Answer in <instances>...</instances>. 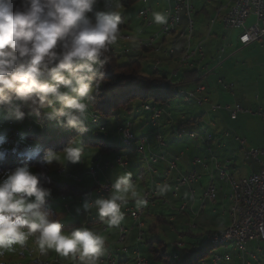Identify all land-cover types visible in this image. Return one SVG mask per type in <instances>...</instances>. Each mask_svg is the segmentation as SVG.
I'll return each instance as SVG.
<instances>
[{"label": "rangeland", "instance_id": "obj_1", "mask_svg": "<svg viewBox=\"0 0 264 264\" xmlns=\"http://www.w3.org/2000/svg\"><path fill=\"white\" fill-rule=\"evenodd\" d=\"M102 1L87 0L88 8L111 16H121L124 18L125 25L127 26L122 34L130 31L133 33L131 28L138 26L140 23V20L137 18V9L140 6V1L138 0L126 8L122 6L120 0H116L114 8L108 12H105L102 6L97 4ZM107 1L114 2L115 0ZM69 2L68 14L70 20L73 23L85 20L87 17L83 15L82 11L83 0H69ZM181 16H183V12ZM192 17L191 15V20L194 22L195 27H193L195 30L193 35L198 34L197 29L199 28L203 36L201 39L203 42L211 41L213 43L215 41L214 35L220 36L226 34L224 28L215 27L214 23L209 21L203 24L202 19H198L197 21L195 17ZM131 19L133 20V25H129L128 23ZM198 25L200 27H197ZM170 36L172 35L167 36L166 39ZM117 37L119 39L120 35ZM109 38H112L111 44H113L112 47L118 54V62L122 63L126 62L129 58H134L130 54L121 55L124 46L129 48L128 42L132 40H115L117 38L113 36ZM183 42L185 43L184 39ZM191 42L193 43V41ZM3 43V40H1L0 44ZM201 44L203 43L201 42ZM145 56L147 58L142 61V73L148 75L151 72L149 69L153 67L158 57L152 53H147ZM158 60L161 62V65L157 62V66L160 68L159 72L161 74L162 72H166V75L169 77H167L168 80H171L174 76L175 81L171 84L170 91L178 94L165 107L150 104L151 107H155L162 112L161 117H152V111H144L139 106V103L135 101L127 105L128 108L132 109L130 112L119 107L115 109L113 115L109 118H101L94 115L88 107V100L93 94L95 87L93 75L98 74L100 71L96 56L82 57L66 70H55L49 78H44L41 73L32 70L22 71L18 75L19 81L23 80L37 87L39 93L23 102L9 97L2 103L0 102V157H3L6 152H27L26 156L33 158L35 157V152L47 140L66 136L78 129H80L79 131H83L82 133H94L97 131L98 135L100 134L105 142L111 145L116 144L120 149L108 153H98L90 147V150L85 148L81 143L83 139L79 138L77 146L58 154L49 155L43 160L45 165L48 164V175L54 182V186L50 188L36 189L35 177L37 175L33 167L24 166L15 171L0 174V264H58L53 262L55 260V248L65 244L75 246L77 234L83 233L84 224L87 222L86 215L90 213L92 217L96 216V211L89 207V203L97 206V210L104 209L106 211L102 217L104 220H109V216L114 215L115 212L120 217L123 216L124 221L127 222L125 226L132 228L135 234H140L137 228L139 223L143 222L144 228H141L142 234L139 236L142 238V243L151 239L162 241V249H160V245L157 242H154V248L158 251L164 250L169 255L170 261L175 263L178 262L180 256L181 258H185V255L188 253H194L195 257H199L204 251L205 264H212L213 257H218L222 260L229 257L228 261H223L219 264H264V242H250L245 246L244 252L234 243L212 247L205 252L209 247L207 235L214 231L220 232L224 230V227H228L229 225L228 211L230 205L224 200V192H229V189H224L223 192L218 191L216 202L214 203L209 202L205 197L204 200L197 201V209H200L202 203L204 204L203 210L199 212L200 215L191 216L187 211L185 213H178L182 202L180 201V197L185 191L189 196L188 186H183L180 188V191H177L178 198L171 197L173 202L167 203V208L160 207L155 210L151 205L146 206V203H144L142 199L144 196L143 191L145 188H149L151 183L147 169L152 166L154 159L161 161L160 152L166 153V148L159 149L156 139L160 125L163 128L169 124L172 129H176L181 121L184 122L185 119L188 121L191 118L195 119L201 116L197 122H190L181 126L185 134L187 133V136L183 137V134H181V137L177 135V139H171L168 135L164 134L162 137L166 144L170 140L175 142L177 154L180 153V149L184 152V157H177L180 159L179 164L185 166H188L195 158L203 161V157L205 156H213L219 162H222V157L217 146L218 140L226 134L231 135L229 137L232 139L230 140L232 141L231 147L234 150L227 153L233 156L236 154L242 163L244 150L238 143L233 142V136L236 135L235 132H238L239 127L242 129L245 125L250 126V115L240 114L241 117L235 122L230 121L231 117L229 119L228 116H225V120L220 121L217 114L221 112L213 114L212 111L206 112L202 107L194 103V105L191 104L194 101L186 102L181 94L185 90V86L179 84L182 78V71L186 70L185 67L181 68L179 76L176 77V75H172V68H168V64L163 63L165 62L164 57H159ZM180 65L182 66V64ZM178 69L180 70V68ZM3 92L4 88L0 87V93ZM77 106L80 107L79 112L76 110ZM177 111L179 117L183 116L185 119H176L177 122H173V124L171 123L172 118L168 122L163 121L167 113L174 114ZM94 118L97 120L96 124L93 122ZM128 124L131 125L129 130L135 139H145L146 144L144 145L143 154L137 151L140 150L137 147L136 151L127 154L128 156H123L129 151L123 148L129 147L125 146L123 135L120 134L119 128H125ZM190 134L194 137H191ZM78 136H75V138ZM37 137H44V141H41ZM182 137L183 139H180ZM94 139L95 137L92 135V140ZM163 140L161 141L163 142ZM185 143L188 145L186 151L184 150L185 148H181ZM17 146H22L21 151H18ZM163 155L165 156V154ZM94 156H97V158H94ZM118 156H123L120 158L121 160H126L127 164L129 162L128 169L131 171H122L126 170V168H120L115 165V160ZM140 158H142V162H140ZM95 159L98 160V164L95 163ZM171 162L176 161L172 160ZM105 163L114 165V168H105ZM247 164L246 168L241 172L244 176L250 173V167L255 166L254 164L250 165V162H247ZM91 166L95 169L96 174L94 177L88 172ZM209 166L207 170L210 168L214 169L215 161L212 163V167ZM63 169L65 174H59V171L62 173ZM141 169L144 171L143 185L138 177V172ZM64 175H69L70 177ZM132 175L137 182H132L130 179ZM118 178L125 183L131 184V186L106 195V201L95 195L94 187L97 180L113 185ZM79 180L82 182L77 183ZM205 181L206 178H203L201 183L205 184ZM59 185H67V187L58 188L57 186ZM174 185L177 184L175 183ZM69 186H74L81 191V194L69 191ZM169 186L172 188L171 183H169ZM153 202L157 203L156 198ZM114 204H116V211L112 206ZM173 208L177 213L175 215V223L169 222L171 209ZM127 210H137V212L143 210L142 214H140L141 218L139 222H133ZM214 211H217L216 216L212 213ZM118 214L115 216V219L119 217ZM157 215L165 216L167 223L160 224L155 230L152 229L154 231L148 232L147 228L155 222L156 217H158ZM187 215L189 219H187ZM216 218L218 222H223L222 226H219V223L215 222ZM109 224L110 221L105 223L106 226H109ZM55 226L62 228L69 226V228L59 229L58 232L52 234L40 233L44 232L43 229ZM126 230L128 231V229ZM127 241L128 239L122 245L127 247L129 244ZM142 243L139 244L140 252L147 258L144 257L148 261L147 264H160L152 262V256L147 253ZM178 243L184 248H177ZM119 246L118 249L121 251L122 246ZM40 250L46 253V260H40L43 256V254H40L42 252H39ZM107 253L109 252H105V254ZM110 253L116 259L115 254L113 252ZM174 255L177 258L175 256L174 259ZM102 256L104 258V253ZM56 258L58 259V257Z\"/></svg>", "mask_w": 264, "mask_h": 264}, {"label": "trees", "instance_id": "obj_2", "mask_svg": "<svg viewBox=\"0 0 264 264\" xmlns=\"http://www.w3.org/2000/svg\"><path fill=\"white\" fill-rule=\"evenodd\" d=\"M137 1L120 0L122 6L126 8ZM69 6V0H0V41L3 40L4 42L0 44V87L4 88V92L0 93L1 103L8 97L23 102L38 95L39 91L37 87L30 85L26 81H19L18 75L22 71H36L41 73L44 78H49L55 70H66L74 62L78 61V59L85 56H96L100 68L99 73L93 75L95 87L93 94L88 100V107L94 115L101 118H109L113 115L115 109L119 107L130 112L132 109L128 108L127 105L134 101L139 103V106L152 104L158 107H165L171 100L175 99L178 94L172 93L170 87L167 90L164 89L163 82L171 86V83L168 82L166 72H162L161 74L157 69L155 71L150 69L151 72L148 75L142 73L143 54L150 53V49L158 38H150L147 46L141 48L139 55L120 63L118 62V54L114 52L112 45H110L112 38L109 37H116L123 33L126 28L125 20L121 16H111L90 10L85 20L79 23H73L68 14ZM160 30L156 34H161ZM192 33L193 29L191 34L188 35V39H190ZM128 37L129 39L124 41L132 40L130 36ZM164 39L166 37L161 34V40ZM135 41L137 42V46H139L140 39H136ZM184 52H187V50L185 49ZM187 63L188 61L180 60V64L182 65H187ZM200 80L197 70H193L183 72L180 82L182 84L184 81H191L194 84H199ZM182 95L184 97L185 94L182 93ZM153 116L154 113L152 114ZM169 116L170 114L167 113L164 118L162 117L164 119L163 121L167 122ZM199 118L196 117L188 121H181L175 131V139L178 138L177 133H182L183 137L187 136V133L185 134L181 126L190 122H197ZM79 130L63 137L47 140L35 152V157L33 158L26 156L27 152H6L3 157H0V174L15 171L24 166L33 167L37 175L35 177L36 189L50 188L54 186V182L48 175V164L45 165L43 160L49 155L58 154L77 146L79 138L83 139L81 143L85 148L90 150V147L98 153H108L120 149L116 144L111 145L105 142L104 138L100 134L98 135L97 131L94 133H82L83 131ZM164 134L165 132L160 125L157 135L163 140L164 138L162 137ZM92 135L95 137L94 140H92ZM75 136L78 137L75 138ZM183 137L180 139H183ZM37 138L44 141V137ZM162 143L163 146L158 144L159 148L166 146L164 140ZM21 148L22 146H17L18 151H21ZM181 148L184 149L185 147L182 146ZM123 149L129 150L128 153L123 155L125 157L128 156L127 154L136 151V146L124 147ZM47 153L48 155L46 156ZM94 158H97V156H94ZM139 160L142 162V158ZM157 162L163 161L159 160ZM128 168L129 165L127 170H129ZM143 173L144 171L142 169L138 172V177L142 185L144 184ZM57 187L64 188L67 185H59ZM69 189V191L75 194H81V191L74 186H69ZM157 216L155 222L147 228L148 232L154 231L160 224L167 223V219L163 215ZM65 228H69V226L63 228L56 226L49 227L43 229L44 232L40 233L52 234L58 232L59 229L62 230ZM154 242H157L160 245V249H162L163 242L157 239L143 242L146 246L147 253L152 256V262L154 263L205 264L204 251L199 257H195L194 253H188L185 255V258H181L180 256L178 262L176 261L177 263H175L170 261L169 255L164 250L158 251L155 249ZM208 243L209 247L205 252L212 247H217L212 245L210 241ZM102 262L104 264L103 256Z\"/></svg>", "mask_w": 264, "mask_h": 264}, {"label": "crops", "instance_id": "obj_3", "mask_svg": "<svg viewBox=\"0 0 264 264\" xmlns=\"http://www.w3.org/2000/svg\"><path fill=\"white\" fill-rule=\"evenodd\" d=\"M139 1H140V6L137 9L138 11L137 18L140 20V23L138 24V26H133L131 28L133 30V33L130 31L126 34H122V35L119 34L120 38L118 39L117 37L118 35H117L116 36L117 39H115V40L124 41V39H122L121 37L130 36L132 38V41L128 42L130 47L128 48L124 46L123 50H125V48L128 49V52L126 54H130L133 57H136L141 52V48L137 47V44H136L137 42L135 40L136 39L147 40L151 38L154 34L158 33V31L160 30L161 22H163V19H164V12L168 8L169 5H172V1L174 0H145L146 3H144L143 0H139ZM115 2L116 0L114 2H108L107 0H103L102 2H99V3L96 2V3L98 5H101L102 9L105 12H108L114 8ZM231 3H232V0H190V4L192 5L194 9L192 16L195 17L197 21L198 19H202L203 24L209 21V22L214 23L215 27L218 26L222 28H223V25L221 24L220 17L221 15L227 12L229 7L231 6ZM109 4H111V6L107 9L106 7ZM88 6L89 5L87 3V0H83L82 11L85 17H87V15L89 14V13L87 14V12H89L90 10H94V9H89ZM145 7L150 10L149 19H147L146 21L139 16L140 12ZM128 23L129 25L130 24L133 25V20L132 19L129 20ZM255 23H256L255 18L253 16H250L244 23V29L255 25ZM187 26H188V19L185 15H183L181 22H180V26L178 27L175 34L164 40H161V39L156 40L154 45L150 49V53H148V54L152 53L154 56L158 57V59L159 57H164L165 62L163 63L168 64L167 65L168 68L170 67L172 68L171 69L172 75L174 72L178 71V73L176 74V77L179 76L182 70L181 68L185 67L186 70H184V72L197 70L198 78L201 79L199 84H194L191 81L190 82L184 81L182 82V84L180 82L179 84L185 86V90L182 93L190 94L189 92L195 91V88L197 85L204 86L205 87L204 95L207 97L208 103L202 106V108L206 112L210 110L211 104H218V105L238 104L245 109H251L253 111H257L258 108H261L262 111L264 112V37L261 39V41L254 42L246 47H243L239 44V41H238V37L241 31L224 29L226 30V34L220 35V36L214 35L213 37L215 38V41L213 43H211V41L203 42L201 40L203 36L199 28L197 29L198 34L197 35L195 34V36L193 35L195 31L194 22H193L194 28H193L192 36L190 37V39H188L187 38L188 37ZM197 27H200V26L198 25ZM183 39L185 40V43L183 42ZM190 41H193V43L191 42L192 43L191 44ZM201 42L203 43L202 47H203V53H204V60L198 64L194 61L195 62L194 67L190 69L188 68L189 60H187L188 61L187 65H182L183 66L182 67L180 65V60H181V56L183 55L185 49L188 52V49L194 48L195 45ZM114 52L116 51L114 50ZM146 54H143L144 59L147 58V56H145ZM121 55H122V52H121ZM158 59L154 62L153 67L150 68L153 71H155L154 67L157 62L159 65H161V62H159ZM177 67L180 68V70ZM159 69L160 68L158 66L157 71H160ZM219 80H222L224 84H232L233 85L232 91L230 92L227 89H225L224 86L220 85L218 83ZM168 81L172 84L175 81L174 76L172 77L171 80L169 79ZM169 87L170 86H168V88ZM185 101L190 102L191 99H189L188 101L187 100ZM193 103L195 104V102H192L191 104ZM216 112H221L217 114V117L220 119V121L225 120V116H228L230 119V116L226 111L218 110V111H214L213 114H216ZM240 117L241 116L238 115L236 120L230 119V121H233V122L238 121ZM171 118H172V121H171L172 124L173 122H177L176 119H179V120L185 119V117L183 116L179 117L178 111L177 113H174V114L170 113L169 119ZM223 125L225 126V124ZM162 129L164 130L166 135H169L171 139L176 138L175 131L177 128L172 129L171 125L167 124ZM237 131L238 132H235L236 135L233 136V142L238 143L239 146H241L240 143L236 141V138L238 137L241 141H243L244 144L242 146L243 147L242 149L244 151L258 150L263 147L264 137H263V132H262V121L258 116L250 115V126L245 125L244 128L242 129L241 127H239V130ZM229 136L231 135L226 134L224 137L218 140L217 149L220 151L222 162H219L213 156H210V157L205 156L203 157L204 168H208L209 165H210L209 167H212V163L214 161L219 163L220 165H224L225 162L228 161L227 166H225V172L228 176L232 177L233 175L234 180L245 178V177L250 176L253 173L259 172V164L254 159L250 158V159H247V161H245L246 159L243 157L244 159L241 163L240 159H238L236 154L233 156L232 154L227 153L230 151H234L231 147L232 141L230 140L232 139ZM171 141L172 140H170L169 143L166 144V146H164V148H166V153L160 152L159 154V155L165 154L164 156L165 161L163 162L156 161L157 163L152 164L154 168L150 166L147 169L148 177L150 178L149 181H151V183H150L149 188H145L143 192L145 193L148 190L153 191L154 193L155 191L157 192V196H156L157 203L153 202V200L155 199L154 198L148 204H146V206L151 205V207L155 210L160 207L167 208V203H170V201L173 202L171 200V197L173 196L172 188H173L175 181L180 176H183L188 171L194 168L192 162L189 163L188 166L179 164L180 159L177 156H179L180 158L184 157V152L180 150V153L177 154V147L175 145V142L173 143ZM132 146L134 147L136 146L137 148L136 144ZM183 146L185 147L184 150L186 151L188 145L185 143L183 144ZM205 159L208 165L205 163ZM172 160L176 161L175 169L170 173L171 175H169V177L167 178L165 174L169 167L168 164ZM247 162H250V165L254 164L255 166L250 167V173L246 174L247 176H244L242 175L241 172L248 165ZM128 165H129V162H128ZM127 167H126V170L124 169V171H127ZM196 169L201 179L199 180L197 184H194V186L188 187L189 196L187 195V192L185 191L183 195L180 197V201H182L181 204H184L186 206L185 212L187 211V213L191 216L196 215V214L200 215L199 212L203 210L204 208L203 203L201 204L200 209H197V201H201L202 199L204 200L203 192L206 186L210 182H212L216 187V195L218 191L223 192L224 189H227V190L229 189V192L227 191V193L226 192L224 193H225V196L229 193L230 195L229 200H231V197L233 194V192H230V186H231L230 183L229 185L225 182L222 183V181L219 178L218 171H216L215 168L214 169L210 168L208 170H202V168L200 169L199 167H196ZM128 171H131V170H128ZM238 172L239 174H237ZM59 174L61 173L59 172ZM65 176L70 177L69 175H65ZM203 178H206L205 184H203V182L201 183ZM130 179L134 182H137L135 181L136 179H134L133 175L130 176ZM81 182L82 181H80V183ZM97 182L101 184H108V182H101L100 180H97L95 182L94 193L96 196H99L97 193L98 188L96 187ZM169 183L172 184V188H170ZM119 190L121 189H118V191ZM191 190H192V199L190 197ZM225 196H224V200L227 201ZM99 197L102 198L103 201H106L105 197H101V196ZM216 198L214 202H216ZM207 200L210 202L209 199ZM227 202H228V205H230V202L229 201ZM112 206L114 207V210L116 211V204ZM92 209H94L97 214L94 217H92L90 213L86 215L87 222L84 224V230L82 231L84 234L83 233L77 234L76 245L71 246L68 244L69 248L62 249V251L59 254H57V250L61 249L64 245H60L59 247L55 248L54 250L55 260L53 262L58 263V264H60V262L61 264H96V263L103 264L102 254L104 253V259H105V256H106L105 252L110 251L115 254L116 256L115 261H117V264H135V256L133 255V252L135 250L140 252L139 244L142 243V240L140 242H137V233L135 234L132 231V228L125 226V223L127 222L124 221L123 216L120 217L118 213L115 212L114 215H112L113 217L109 216L110 217L109 220H104L102 218L106 212L104 209L97 210V206H94V208ZM139 212L140 214H142L143 210H140ZM212 213H214V215L216 216L217 211H214ZM117 214L119 217L115 219V216ZM176 214L177 213L175 212V209L174 208L171 209V216H170L169 222H173V223L176 222V218H175ZM228 214H229V219H230V209L228 211ZM187 219H189L188 215H187ZM109 221H110L109 226H106L105 223ZM215 222L219 223V226L223 225V222H218L217 218L215 219ZM119 226H122L128 229L129 231V238H127L128 239L127 242L129 244L126 247L127 248L126 253H123L118 249L119 245L117 244V239H118V231L120 228ZM226 227H224L223 229H225ZM103 228H105L106 230L105 232H102ZM214 232H218V231H214ZM141 234L142 232L140 231L139 236ZM143 247L146 248L145 245ZM41 251L42 250H40L39 252ZM42 252H43V256L40 258V260H46L45 258L46 253H44V251ZM85 253L88 254L90 262H85L83 260H78V261L75 260V256L77 254H85ZM140 254L142 255L141 252ZM56 257H58V259ZM142 257H145V256L142 255Z\"/></svg>", "mask_w": 264, "mask_h": 264}, {"label": "built area", "instance_id": "obj_4", "mask_svg": "<svg viewBox=\"0 0 264 264\" xmlns=\"http://www.w3.org/2000/svg\"><path fill=\"white\" fill-rule=\"evenodd\" d=\"M146 3V1L144 2ZM108 6H111L109 4ZM107 6V7H108ZM106 7V8H107ZM175 9H182L183 15L188 17V33L189 35V25L191 23V15L193 13V7L190 4V0H176V4L172 7V14L175 12ZM150 10L148 8H144L139 16L144 19L145 21L149 19ZM165 16V24H162V32L164 29L167 28V25L170 24L172 20V15H164ZM253 16L255 18V25L244 29L245 21L250 17ZM221 24L223 28L226 30H239L241 31L238 41L239 44L243 47L250 45L251 43L261 41L264 37V0H241L240 5L236 8L235 13H225V15L221 19ZM151 38H158L161 39V34H154ZM150 40H141L140 45L137 46L139 48H145L147 46L148 41ZM113 45V44H111ZM128 52V49L122 51V55H125ZM181 60H189V69L194 67V63L196 62L201 63L204 60V53L203 47L201 43H198L192 49H188V52H184L181 56ZM195 61V62H194ZM157 63L155 64L154 70H156ZM178 71L174 72L173 74L176 75ZM169 82V81H168ZM167 82V83H168ZM170 83V82H169ZM218 83L224 86L225 89L228 91H232L233 85L232 84H224L222 80H219ZM164 85H166L163 82ZM191 96V100H194L195 104L202 107L208 103L207 97L204 95L205 87L202 85H197L194 92H189ZM79 106L76 107V110L79 112ZM141 108H144V111H159L155 107H151L150 105H142ZM224 110L226 111L231 119H235L239 114H246V115H256L262 121V132L264 137V112L261 108H258L257 111H253L251 109H245L238 104L234 105H218V104H211L210 111H218ZM160 117L162 112L159 111ZM93 122L96 123L97 120L94 118ZM156 124V122H154ZM182 133H177L179 137H181ZM191 136H193L191 134ZM158 139V144L163 146L161 138L159 135L156 136ZM124 138L132 140L133 144H136L138 149H140V154H143V145L145 144L141 139L137 140L134 138L133 134H130V131H126V127L124 128ZM236 141L243 146L244 142L241 141L239 138H236ZM244 158L247 159H254L259 164V172L253 173L248 177L236 179V186H230V192H236V200H229V194L225 196L227 201L230 202L229 209L231 207H238V219L235 222V225L230 228H225L220 232H212L208 234V242L211 240L218 239L219 237H226V239H237L240 240V247L241 251H245V246L250 242H257L263 243L264 242V145L261 149L258 150H248L244 151L243 153ZM164 160V155L161 154V161ZM228 162V161H227ZM227 162L224 165H220L219 163L215 162V170L218 171V175L221 181L227 183L229 185V178L232 177H225V166H227ZM95 163L98 164V160L95 159ZM93 163V164H95ZM156 163V162H154ZM96 165V164H95ZM115 165L120 168H126V160H121L120 157L116 158ZM98 166V165H97ZM193 166L204 168V159L203 161L199 158L193 160ZM105 168L113 169L114 165L109 163H105ZM192 169L186 175L180 176L175 183L177 185L173 186V196L177 197L176 192L183 186L191 187L199 180V174L197 169ZM175 169V164L170 163L169 167L166 171V176L168 177L170 173ZM90 175L93 177L95 176V169L94 167L90 168L88 171ZM64 174V169L61 175ZM77 179V178H76ZM80 181V180H79ZM78 181V182H79ZM77 182V181H76ZM134 182V181H132ZM243 182H250V189H243ZM131 184L125 183L122 180H116V182L112 185L111 183L108 184H101L97 182L96 187L97 193L101 197H106V195L111 194L114 191H118V189H125L130 187ZM213 190H216L215 185L210 182L204 192L203 197H209L211 203H213ZM157 195L155 194H146L142 199L144 203L148 204L152 199H154ZM190 197L192 199V190L190 191ZM90 208L94 207V204H89ZM186 206L181 204L179 206L178 212L184 213ZM69 211V208H68ZM131 219L136 222H139L141 217H137V210L129 211ZM124 227H122L123 230ZM143 228V222L139 223L138 229ZM105 232V228L102 229ZM142 238H139V233L137 236V242H140ZM117 244L122 246L121 252L126 253L127 248L125 245H122V231H118V241ZM68 245H64L63 248L57 250V254L62 251V249H68ZM177 248H182L181 244H177ZM40 254H43L41 252ZM134 256H137V264H147V260L141 256L140 252L135 250L133 252ZM254 258V257H253ZM109 264H117V261H112L111 258L108 256ZM256 259V258H255ZM75 260H83L85 262H90L88 254H77L75 256ZM227 260H220L218 257L212 258V264H219L223 261ZM248 264V263H247Z\"/></svg>", "mask_w": 264, "mask_h": 264}, {"label": "bare ground", "instance_id": "obj_5", "mask_svg": "<svg viewBox=\"0 0 264 264\" xmlns=\"http://www.w3.org/2000/svg\"><path fill=\"white\" fill-rule=\"evenodd\" d=\"M143 2H145V0H143ZM240 3H241V0H232L231 6L227 10V13H235L236 8L240 5ZM175 4H176V0H174L173 4L169 5L168 8L164 12V15H172V20L170 21V24L167 25V28L164 29L163 32H162V27H161L160 31H161V34L164 37H167V36L172 35L173 33H175V31H177L176 29L179 27V24L181 22V18H182L181 14L183 12L182 9H175V12H173V14H172V7H174ZM109 7L110 6H108L107 9ZM224 15L225 14L221 15V17L219 16L220 20L222 19V17ZM187 19H188V17H187ZM162 24H165V16H164L163 22H161V25ZM192 27L193 26H192V20H191V23L189 25V34H191V32H192V29H193ZM187 29H188V26H187ZM122 38L124 40H128L129 39L128 36H125V37H122ZM183 61H187V60H183ZM184 98H185V100L188 101L189 99H191V96H190V94H185ZM192 101H194V100H191V102ZM152 112L154 113V116H159V111H152ZM130 126H131L130 124L126 125V131H130L129 130ZM119 132H120V134L123 135V140H124L125 146L131 147L132 145H135V144H133L132 140L124 138V128L123 127L119 128ZM191 137H193V136H191ZM142 140L146 144L145 139H142ZM144 145H143V150H144ZM137 151L140 152V150H137ZM153 161L156 162V161H158V159H154ZM163 161H165V158H164ZM170 163H174L175 164V162H170ZM126 165H127V162H126ZM225 177H231V176H228L226 174V172H225ZM229 183H230L231 186H236V180H234L233 178H229ZM243 189H250V182H243ZM147 193L148 194H155L153 191H147ZM145 194H146V192L144 193V196H145ZM176 194H177V192H176ZM206 198L209 199V197H206ZM215 198H216V190H213V202L215 201ZM231 200H236V192H233ZM137 217H140V213L139 212H137ZM230 218H231V221H230V224H229L228 228L233 227L235 225V222L238 219V207H231V209H230ZM119 231H122V243H125L127 238H128L127 235H128L129 232L125 228H123V230H122V226H120ZM139 231H141V229H139ZM210 243L212 245H214V246H221V245H227V244H230V243H234L237 247H240V240H237V239H226V237H219L218 239L211 240ZM108 256L111 258L112 261H115V258L113 256V254L107 253L106 256H105V259H104V263L109 264ZM218 259L222 260L221 258H218ZM227 259H228V257H226L225 260H227ZM135 264H137V256H135Z\"/></svg>", "mask_w": 264, "mask_h": 264}, {"label": "water", "instance_id": "obj_6", "mask_svg": "<svg viewBox=\"0 0 264 264\" xmlns=\"http://www.w3.org/2000/svg\"><path fill=\"white\" fill-rule=\"evenodd\" d=\"M164 89H166V90H167V89H168V85H164Z\"/></svg>", "mask_w": 264, "mask_h": 264}]
</instances>
